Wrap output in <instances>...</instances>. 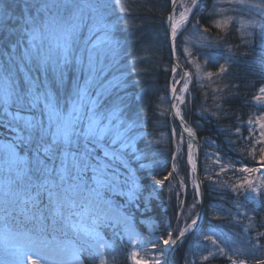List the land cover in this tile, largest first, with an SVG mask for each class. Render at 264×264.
I'll list each match as a JSON object with an SVG mask.
<instances>
[{"label":"rangeland","instance_id":"rangeland-1","mask_svg":"<svg viewBox=\"0 0 264 264\" xmlns=\"http://www.w3.org/2000/svg\"><path fill=\"white\" fill-rule=\"evenodd\" d=\"M89 2L96 6V15L103 17V25L107 27V39L115 45L114 52L104 58L102 71L98 75L101 83L107 86L111 82L116 86L108 87V90L98 97V111L104 117L103 124H107V118L116 106L119 120L125 125L134 124L131 147L125 149L126 167L116 165V171L122 182L121 187L115 191L101 193L103 199L110 205L111 211L101 209L96 204L90 205L86 199L77 198L76 204L71 209L64 210V214L70 219L57 223L55 227H53V218L49 212L47 213L48 195L43 193L40 204H42L41 200H44L46 215L43 220L33 219L31 213L26 214L28 212L23 211L25 206L20 203L16 195L21 186L16 180L15 168L12 165V161L16 158L30 157L31 149L17 144L15 131L7 126L6 120L2 121L0 122L1 244L6 246L8 242L20 239L27 246H37V249L44 247V250H57L53 248L57 246L56 248H63L64 251L68 250L73 256L71 264H85L80 255L81 251L95 259L92 264H101V260L103 264H110L108 253L114 249L112 240L116 238L123 251L118 261L122 264H136L132 255L134 252L138 254L137 258L140 260L158 259L161 264L170 263L171 254L182 264H233V262L239 264L241 260L245 261V264H264V159H261L264 153L260 152V148L264 145L254 142L255 139H259L258 124L248 125L249 119L256 121L257 118L264 116V99L261 101L254 99L256 96H264L260 91L264 88V82L250 91L249 98L246 101L242 100L243 104L240 101L244 108L243 118L241 119L240 115L234 116L236 121L234 120L232 126V135L236 137L231 142L235 144L238 141L239 146L235 145L229 149L230 146H227L229 135L223 134L222 141L225 142V147L219 146V149L228 156L223 157L220 152L206 151V149L201 151L197 144L181 139V132L176 122L175 125L173 124L174 131L170 133L169 129L166 131V122L168 123L170 117L174 120L170 111L176 115L177 108L183 117L181 120L180 116L176 115L182 125L185 126L183 124L185 122L190 123L187 111L190 108V98L192 101L194 98L191 89L196 96L198 95L197 110L195 114L193 112L192 117L200 116L199 113L207 115L206 118L210 119H206V122L210 124L214 122V125H218L219 110H222V107H233L236 103L234 100L237 97L233 99L232 92L227 86L229 79L233 81L238 78L241 83V78H245L244 70L246 78L251 75L250 62H253L257 54H264V0H244L243 3L237 0H197L195 6H191V0H183V4L181 0L178 1L171 15L174 19H179V14L185 10V7H191V11L187 13L188 20L179 27L174 38L171 25L168 26L167 23V15L165 37L164 34L157 37L159 42L156 45L160 48L165 41L171 64L166 59L158 58L161 83L158 84L155 120L151 123L154 132L148 134V137L145 136L144 130V110L141 107L137 109L129 106L133 91L131 88L137 81L133 74L144 72V70L135 71L136 66L139 65L136 61L150 58L149 52L146 51L149 47H144L134 55L130 45L125 42L126 35L122 33L129 24L130 28L136 25L132 17L126 18L131 5L139 6L145 4V1L89 0ZM151 2L156 3V19L163 27L166 4L170 2L171 6L172 0H151ZM33 3L34 0H0V6L7 5V14L0 21V66H11L9 57H19L28 45L29 38L26 33L28 25L25 19L30 15H37ZM136 8L137 6L135 10ZM54 11L59 15H67L64 9ZM39 15L43 17L42 13ZM91 16L90 12L86 17L87 24H91ZM201 19H204L203 23L200 22ZM217 24L220 26L217 27ZM98 36L103 38L104 33L95 29L90 30L84 25L73 45L74 55L83 57L85 65L88 50L92 48ZM54 43V37L45 39V49ZM220 65L225 66V72H219ZM140 66L144 67V65ZM178 66L183 67L185 73L190 74L179 85L181 71ZM237 67H243L239 76H237ZM13 70L16 71L18 84L23 82L26 72L38 79L41 87L47 83L65 110L74 83L77 81L83 83L85 76L82 66L75 62L66 68L62 86L57 85L51 69L46 75L34 66H29L23 71L18 67ZM209 73L211 75H208ZM185 81L188 85L187 91H180ZM173 87L177 92L171 103ZM232 88L234 94L237 86L232 83ZM92 95L95 98V89L92 90ZM178 96L183 98V103L176 99ZM136 97L139 96L136 94ZM173 105L176 107L174 108ZM215 110L218 111L214 113ZM210 115H213L212 118L209 117ZM192 117L190 121L193 123ZM194 123L195 128L202 127L197 120ZM250 127L255 129L252 135H250ZM237 128L240 129L239 133L236 131ZM190 130L195 133L192 127ZM110 141L111 136H107L103 141L89 145L97 159L102 161L105 159L104 151L112 147ZM147 142L150 144L148 145ZM189 143L192 144L191 157ZM199 143L206 145L208 140L202 139ZM230 150L242 155L244 160L232 154L229 157ZM202 156L207 160L203 161L204 164H211L203 165L200 169ZM217 159L221 161L220 164L216 163ZM134 165L141 167L148 174L149 182L143 183L142 179L146 176H142L141 179L134 170ZM222 166L224 171L220 170ZM241 167L259 168L260 171L242 173L239 171ZM166 176L168 179H165ZM126 179L129 181L127 185L123 183ZM246 180L253 182L258 188V193L250 190ZM200 193L203 201L205 195L206 198H211V201L208 203V216L205 219L206 228L204 227V231L199 233L201 223L204 221L203 210L199 218ZM152 202L155 203L158 211V219L163 220L162 226L151 214ZM13 208L20 210L25 218L20 219L21 216H18L17 212L12 213ZM101 210L108 213L107 218L96 224L95 236L88 235L83 229L92 227L94 216ZM256 210L261 214L259 221L255 217ZM193 219H197V224L188 229L175 244H163L162 240L167 238L169 232L172 233V238L176 239L180 230L191 224ZM18 221L22 223L20 225L22 228H14L15 222ZM59 231L61 235L58 234ZM205 236H211L216 243L205 240ZM54 237L68 242L67 247L56 242ZM68 246L71 248L67 249ZM168 250L169 254H167ZM205 256L208 257L207 260L203 259ZM113 257L115 255L110 257L112 262H114ZM0 264H32V261H23V259L9 261L4 249H1ZM37 264L63 263L40 260Z\"/></svg>","mask_w":264,"mask_h":264},{"label":"snow or ice","instance_id":"snow-or-ice-1","mask_svg":"<svg viewBox=\"0 0 264 264\" xmlns=\"http://www.w3.org/2000/svg\"><path fill=\"white\" fill-rule=\"evenodd\" d=\"M172 2L176 4L177 0ZM237 2L243 3L244 0ZM181 3L183 4V0ZM196 3L197 0H191V6H195ZM32 6L37 15H30L25 19L28 25L26 29L28 45L19 57H9L11 66H0V122L6 120L7 126L15 131L16 143L31 149L30 157L16 158L12 161L16 180L22 185V189L16 195L20 203L25 206L23 211L31 213L35 220H43L44 210L39 206L40 197L43 193H47L49 215L53 218V227H55L57 223L70 219L64 214V210L71 209L76 204L77 198L86 199L90 205L96 204L101 209L111 211L110 205L103 199L101 193L115 191L121 187L122 182L116 171V165L126 167L125 149L131 147L134 124L125 125L120 121L116 106L107 118V124H103L104 117L98 111V97L107 91L108 87L116 85L109 82L106 86L99 79L98 74L102 71L104 58L114 52L115 45L107 39V27L103 25V17L96 15V6L89 0H34ZM55 9H64L67 15H59L54 11ZM190 11L191 7H185V10L180 12L179 19L169 17L172 21L173 38L179 27L188 20L187 13ZM90 12L92 22L87 24L86 17ZM41 13L42 18L39 15ZM6 14L5 4L0 6V21ZM84 25L90 30L95 29L104 33L103 38L98 36L92 48L88 50L86 65L83 57L74 55L73 48ZM219 26L217 24V27ZM50 36L54 37L55 43L45 49L44 41ZM73 62L82 66L85 76L83 83L78 81L74 83L68 97L67 110L59 103L47 83L41 87L38 79L26 72L23 82L18 84L16 71L13 70L18 67L23 71L29 66H34L46 75L51 69L57 85L62 86L65 70ZM173 71L175 72V69ZM225 71V66L220 65L219 72ZM189 75V73L181 74V80ZM187 88L185 81L180 91H187ZM93 89L96 90L95 98L92 95ZM260 91L264 93V88ZM172 92L175 94L177 89L173 87ZM176 99L183 103L182 97L178 96ZM254 99L261 101L264 96H256ZM173 107L175 108L176 105ZM176 115L183 120L178 108ZM262 121L264 116L257 118L256 121L249 119L248 125L258 124L259 139H255L254 142L264 145ZM236 131L239 133L240 129L237 128ZM249 131L252 135L255 129L250 127ZM188 133L190 136L193 135L190 129ZM107 136H111L112 147L104 151L105 159L102 161L94 156L89 145L99 143ZM188 148L191 157V143L188 144ZM260 152L264 153V146L260 148ZM261 159H264V155ZM216 163L220 164L221 161L217 159ZM220 170L224 171L223 166ZM239 171L252 173L259 172L260 169L241 167ZM165 179L168 177L166 176ZM123 183L127 185L129 181L126 179ZM246 183L252 192L258 193V188L251 180H246ZM107 215V212L101 210L94 216L92 227L83 230L88 235L95 236L96 224L107 218ZM196 224L197 219H193L191 224L180 230L176 239H173L172 233L169 232L167 238L162 240L163 244H175ZM204 239L216 243L211 236H205ZM21 255L28 257L27 253ZM132 255L136 264H161L158 259L140 260L137 258V253L134 252ZM203 259L207 260L208 257L205 256ZM32 264H37V261L33 260ZM239 264H245V261L241 260Z\"/></svg>","mask_w":264,"mask_h":264},{"label":"trees","instance_id":"trees-1","mask_svg":"<svg viewBox=\"0 0 264 264\" xmlns=\"http://www.w3.org/2000/svg\"><path fill=\"white\" fill-rule=\"evenodd\" d=\"M145 4H140L138 6L137 5H131V7L129 8L130 10L128 11V14L126 15L127 17H132L134 19V22L136 25H134L133 27L130 28V24L123 29V32L126 36L124 37V39H126L125 42H127L128 45H130V49L133 51L134 55H136L140 50H143L144 47L148 46L149 49L146 50L147 52H149V56L150 58H146V60H141V61H136V63H138L139 65L136 66L135 71H143L142 73H134L133 75H135V78L137 79V81L133 84L132 86V97L130 98V106L129 107H134L139 109V107H141L142 110H144V130L146 131V135L148 137V134H151L153 131L152 128V124L153 121L155 120V103H156V99L159 95L158 92V84L161 83L160 80V76H159V60L158 58L161 57L163 59L168 60V63L171 64L170 58H169V52H168V47L165 43V41L163 42V47H159L158 45H156L159 40L157 39V37L160 34H164L165 37V18L169 13V7H170V2H168L166 4V9L164 11V15H163V27L158 23L156 17H157V6L156 3L151 2V0H144ZM135 6H137L136 10H135ZM195 13V12H194ZM193 13V14H194ZM193 16V15H192ZM128 19V18H127ZM204 19H201V23H203ZM163 30V32L161 31ZM161 63V62H160ZM140 65H144V67H141ZM139 67H141V69H139ZM243 67L238 68L237 67V71H238V75L239 76L241 74V70ZM186 69V68H185ZM250 72L251 75L246 78V73L245 70L243 72V77L245 78H241V83L238 81V78L233 81H230L232 79H229V82L227 83V86L229 87V90L232 92V97L233 99L235 97H237L236 100H234L236 103H234L233 107L229 106V107H222V110H219V115H217V118H220L219 124L218 125H214V122L212 124L207 123L206 119H210V118H206L208 117L207 115H203L201 113L200 116L196 117L193 116L192 114L194 112V114L196 113V103L198 102V95L196 96V93H194V90L191 89V91L193 92V101L190 98V108L188 109V115H189V119L191 120V117L193 118V123L189 120L190 123L185 122L183 123L185 125L186 128H190L191 127L194 129L199 141H201L202 139H207L209 140V138H213L215 139L218 143V145L220 147H225V142L222 141L223 139V134H228L229 135V140L227 141L228 145L230 146L229 149H232L235 145L239 146L238 141L234 143H232L231 141L235 140V135H232L233 132V123L235 119V115L239 116L242 119L243 118V113L242 109H244L242 107L241 104H243V101H246L249 98V93L250 91L257 85H260L261 83L264 82V54L259 53L257 54L256 58L253 59V62H250ZM139 74H142L140 76H137ZM230 76V75H229ZM249 80V82H248ZM166 79L164 80V84L166 85ZM232 83L233 85H236V91H234L233 94V88H232ZM241 85V86H240ZM242 87V88H241ZM244 87V88H243ZM232 89V90H231ZM229 91V92H230ZM136 94L139 96L138 98L136 97ZM230 94V93H229ZM243 100V101H242ZM240 101L241 104H240ZM236 105V106H235ZM227 106V105H226ZM235 106V107H234ZM218 110H215L214 113H216ZM223 111V112H222ZM211 113H213V111L211 110ZM224 113V114H222ZM216 115V114H215ZM242 115V116H241ZM213 115H210L209 117L212 118ZM230 116H232V118H230ZM195 120H197V122L202 124V127L199 128H195ZM169 123V124H168ZM168 123L166 122V131L167 129H169V133L170 131H174L173 130V126L175 125L174 120H171V117L169 118ZM174 124V125H173ZM213 125V126H212ZM191 126V127H190ZM203 130V131H202ZM225 136V135H224ZM150 144V142H147V144ZM148 144V145H149ZM232 147V148H231ZM237 148V147H236ZM207 149V147H206ZM238 149V148H237ZM203 150V148H201V151ZM204 151V150H203ZM220 154H222V156H228L227 153H223L220 151ZM236 158H242L244 160V157L242 155H239L237 153H234V150H230L229 152V157H231L232 155ZM204 156H202L200 158V165L199 168L201 169L203 165H208L211 163H207L204 164L203 161H207L206 159H203ZM136 165V164H135ZM134 165V170L136 171V173L138 174L139 177L142 176H146V178H143L142 181L144 182H149V177L148 174L141 169V167H137ZM153 171V170H152ZM151 173V170H150ZM152 176V174H151ZM152 178H154V176H152ZM202 180V179H201ZM145 184V183H144ZM205 193V192H204ZM206 194V193H205ZM204 194V195H205ZM227 195V194H226ZM187 199V198H186ZM211 201V198H206V195L204 196V201H203V215H204V221L201 223V229L199 230L200 232L204 231V227L206 228V222L205 219L208 216V203ZM151 207V214L153 215L154 218L158 219V211L156 209L155 203L153 204V202L150 205ZM259 211H255V217L256 220L259 221L261 219V214H258ZM258 217V218H257ZM161 219V218H160ZM159 220V219H158ZM160 225L162 226V222L163 220H159ZM192 237V236H191ZM113 245H114V249L111 250V252L108 253V261L110 264H122L118 263V261H120L121 257H122V248L119 245V241L116 238H113L112 240ZM113 255H115V257H113V261L111 260L110 257H112ZM82 259L84 261L85 264H92L91 262L94 261L95 259L89 255H87L84 251L81 253ZM111 260V262H110ZM170 264H182V262H178V260H176V256L175 259L173 258V254H171V258H170Z\"/></svg>","mask_w":264,"mask_h":264},{"label":"bare ground","instance_id":"bare-ground-1","mask_svg":"<svg viewBox=\"0 0 264 264\" xmlns=\"http://www.w3.org/2000/svg\"><path fill=\"white\" fill-rule=\"evenodd\" d=\"M192 133H193V135H191V136L189 135L188 131L185 134V136L182 133H180V134L183 137V140L186 139L188 142H192V144H197L199 149L203 148V150H205L206 147H207L206 151L220 152L219 145L217 144L218 142L215 139L209 138L208 143L205 145V144L199 143V140H198V137H197L196 133H194V132H192ZM196 176H197V174H196ZM20 186H21V188H19V191L22 189V185H20ZM41 201H42L41 202L42 204H39V205H40V208L44 210V216H45L47 208L43 205L44 204V200H41ZM13 212H17V215L21 216L20 219L21 218L22 219L25 218V215L20 210H16L15 208H13L12 209V213ZM48 212L49 211H47V213ZM26 214H29V212L26 213ZM0 223H2L1 219H0ZM20 225H22V223L20 221L15 222L14 228H22V226H20ZM53 234H54V232H53ZM58 234L61 235V232L58 233ZM71 238H73V236L70 237V239ZM55 239H56V242L62 243L61 245H64L65 247H67L68 242H66L65 240L63 242L59 238H55ZM56 247L57 246H55L53 248H55L57 250H51V249L44 250L45 249L44 247L43 248L40 247V249H37V246L36 247L27 246L25 244V242L21 241L20 239H19V241H16V240L10 241V242L7 243L6 246H3L1 244V242H0V250L4 249V251L6 253V256H7V259L9 261L13 260V259H23V261H27V260L33 261V260H35V261H39L40 262V260H41L43 262H46V261L54 260V261H61L63 264H71V263H73V256L67 250V249L71 248L70 246H68L67 249L65 248L67 251H64L63 248H60L61 249L60 250L59 248H56ZM17 251H19V252H17ZM21 253H27L28 257L22 256Z\"/></svg>","mask_w":264,"mask_h":264},{"label":"water","instance_id":"water-1","mask_svg":"<svg viewBox=\"0 0 264 264\" xmlns=\"http://www.w3.org/2000/svg\"><path fill=\"white\" fill-rule=\"evenodd\" d=\"M178 1H179V0H177L176 4H173V2H172L171 6H170V8H169L168 22H167V23H168V26L171 25V20L169 19V17L172 15V12H173L175 6L177 5ZM168 28H169V27H168ZM178 68L180 69L181 74H184V73H185L183 67L178 66ZM181 81H182V80H181V75H180V79H179V81H178V85H179V83H180ZM176 87H177V86H176ZM174 96H175V94L172 93V94H171V97H170V102H171V103L173 102ZM170 113H171V115L173 116V118H174V122H176V124H177V126H178L180 132L185 136V134L187 133L188 129L182 125L181 121H180L179 118L175 115V113H174L173 111H170ZM197 180H199V178H197ZM200 198H201V199H200V202H199V218H200V215H201L202 210H203V200H202V194H201V193H200ZM199 218H198V219H199ZM173 246H174V245H172V247H173ZM171 249H172V248L170 247L169 250H171ZM169 250H168L167 254H169ZM167 258H168V257H167ZM167 263H168V262H167ZM168 264H169V263H168Z\"/></svg>","mask_w":264,"mask_h":264}]
</instances>
